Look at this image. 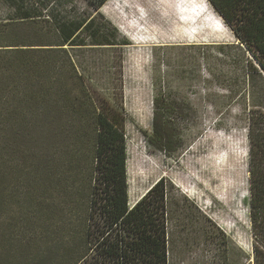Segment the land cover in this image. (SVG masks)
Instances as JSON below:
<instances>
[{
	"label": "trees",
	"instance_id": "obj_1",
	"mask_svg": "<svg viewBox=\"0 0 264 264\" xmlns=\"http://www.w3.org/2000/svg\"><path fill=\"white\" fill-rule=\"evenodd\" d=\"M106 1L0 0V264H171L172 246L219 238L207 218L198 230L178 221L172 238L163 179L129 206L120 62L101 58L129 43L100 13ZM207 1L235 39L218 49L236 52L243 85L252 242L235 263L264 264V0ZM124 2L112 6L140 25L208 11L189 10L198 0ZM183 109L156 104L152 146L175 149Z\"/></svg>",
	"mask_w": 264,
	"mask_h": 264
},
{
	"label": "rangeland",
	"instance_id": "obj_2",
	"mask_svg": "<svg viewBox=\"0 0 264 264\" xmlns=\"http://www.w3.org/2000/svg\"><path fill=\"white\" fill-rule=\"evenodd\" d=\"M112 2L107 0L100 13L129 45L101 58L120 62L129 206L163 179L173 196L168 205L172 238H178V221L192 222L198 230L207 218L220 231L213 244L200 233L187 245L172 246L171 264H222L224 257L228 264L243 262V254L251 257L252 242L244 99L234 95L235 86L243 85L234 66L236 52L227 49L223 55L218 49L235 43L232 32L207 0L189 9L195 12L205 3L208 11L201 18L191 13L187 17L193 21L183 23L174 10L168 22L155 14L147 25H140L139 15L114 9ZM4 16L0 4V19ZM194 30L198 33L192 36ZM172 103L184 109L172 114L180 137L168 153L147 137L156 104Z\"/></svg>",
	"mask_w": 264,
	"mask_h": 264
}]
</instances>
